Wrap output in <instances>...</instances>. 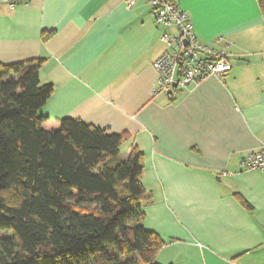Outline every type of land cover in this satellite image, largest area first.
Returning <instances> with one entry per match:
<instances>
[{
    "label": "crops",
    "instance_id": "obj_1",
    "mask_svg": "<svg viewBox=\"0 0 264 264\" xmlns=\"http://www.w3.org/2000/svg\"><path fill=\"white\" fill-rule=\"evenodd\" d=\"M0 1V65L43 60L40 115L123 135L144 154L143 226L157 264H264V16L258 0H176L201 45L233 68L169 98L155 63L167 31L149 0Z\"/></svg>",
    "mask_w": 264,
    "mask_h": 264
},
{
    "label": "trees",
    "instance_id": "obj_2",
    "mask_svg": "<svg viewBox=\"0 0 264 264\" xmlns=\"http://www.w3.org/2000/svg\"><path fill=\"white\" fill-rule=\"evenodd\" d=\"M42 65H0V264H157L144 154L123 159V135L41 116L54 92Z\"/></svg>",
    "mask_w": 264,
    "mask_h": 264
},
{
    "label": "built area",
    "instance_id": "obj_3",
    "mask_svg": "<svg viewBox=\"0 0 264 264\" xmlns=\"http://www.w3.org/2000/svg\"><path fill=\"white\" fill-rule=\"evenodd\" d=\"M1 1V0H0ZM11 8L14 0H6ZM138 0H128L133 7ZM156 23L166 29L162 40L163 54L155 63L157 88L155 93H167L169 98L216 77L223 79L232 71L228 55L223 51L207 48L198 41L188 13L182 11L176 0H149ZM242 168L264 174V150L244 156Z\"/></svg>",
    "mask_w": 264,
    "mask_h": 264
},
{
    "label": "rangeland",
    "instance_id": "obj_4",
    "mask_svg": "<svg viewBox=\"0 0 264 264\" xmlns=\"http://www.w3.org/2000/svg\"><path fill=\"white\" fill-rule=\"evenodd\" d=\"M0 237H3V236H0Z\"/></svg>",
    "mask_w": 264,
    "mask_h": 264
}]
</instances>
